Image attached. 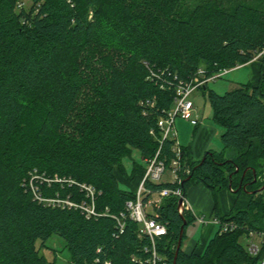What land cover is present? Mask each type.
Masks as SVG:
<instances>
[{
    "label": "trees",
    "instance_id": "1",
    "mask_svg": "<svg viewBox=\"0 0 264 264\" xmlns=\"http://www.w3.org/2000/svg\"><path fill=\"white\" fill-rule=\"evenodd\" d=\"M184 1L33 0L29 12H18L19 0H0V264H48L37 243L43 247L55 234L66 240L71 264H137L133 256L146 245L137 224L128 221L120 234L110 217L88 220L69 204L89 201L79 186L97 189L100 212L117 215L135 199L146 166L136 165L129 178L124 160L135 152L155 156L160 143L150 132L173 105V88L149 81V69L168 80H189L201 68L211 77L264 49L263 10L223 0L191 10ZM259 64L258 81L223 95L209 91L225 151L207 153L203 162L182 147V163L192 170L185 194L204 183L215 193L245 192L249 203L216 212L234 231L219 228L205 249L176 258L184 219L189 225L195 218H183L176 199L165 200L158 219L169 235L159 251L172 264H221L224 257L261 264L263 254L251 256L239 241L264 232V57ZM154 99L155 108L140 104ZM171 147L162 145L168 166ZM226 150L236 156L228 159ZM116 169L128 181L139 177L134 190L120 186Z\"/></svg>",
    "mask_w": 264,
    "mask_h": 264
},
{
    "label": "built area",
    "instance_id": "2",
    "mask_svg": "<svg viewBox=\"0 0 264 264\" xmlns=\"http://www.w3.org/2000/svg\"><path fill=\"white\" fill-rule=\"evenodd\" d=\"M264 57V49L256 54L255 60ZM149 69V65L145 64ZM238 65L233 69H224L220 72L207 77V72L201 68L189 80H177V77L171 75V79L165 76V73H159L149 69L148 80L159 85L162 90L173 88V105L171 109L164 110L157 118V129L152 130L150 134L160 143L159 149L154 157L145 161L146 172L144 178L136 191L134 200H129L125 204V209L117 215H114L107 208L104 212L98 211L96 198L97 195L91 189L87 190L86 195L89 201L83 204L69 203L71 206L80 209L88 220L99 219L101 217H110L116 221V227L120 234L126 230L127 222L132 221L138 226V236L146 241L143 247V255L133 256L137 264H172L159 251V243L169 235L167 223L158 219L159 210L165 204V200L173 198L177 200L178 212L181 216L191 215L198 219L201 224H213L219 226L222 232L234 231L236 225L230 222L223 223L219 218H213L210 223L206 217H199L182 188L186 179L192 175L191 168L184 162L182 163V147L178 146V135L176 128L177 119L184 120L190 125L196 127L201 124L197 116V107L193 100L195 93L202 91L208 86V83L215 82L228 75L231 71L242 68ZM142 107L155 108L156 100L142 101ZM144 116L149 117V110H144ZM172 142L171 152L175 155L168 166L166 159H161L162 145L164 142ZM170 172L171 179L164 180L165 175ZM149 184H165L172 187H165L159 191H154L148 187ZM181 201V205H180ZM251 240L248 252L251 256L257 257L263 254L261 264H264V232H251L248 235ZM96 260L95 264H98ZM111 264V262H106Z\"/></svg>",
    "mask_w": 264,
    "mask_h": 264
},
{
    "label": "rangeland",
    "instance_id": "3",
    "mask_svg": "<svg viewBox=\"0 0 264 264\" xmlns=\"http://www.w3.org/2000/svg\"><path fill=\"white\" fill-rule=\"evenodd\" d=\"M218 0H185V7L188 9H195L207 4H213ZM229 7L235 8L236 6L243 4L248 7L257 8L264 11V0H223ZM33 5V0H19L17 11L19 12L23 8L26 11H30ZM258 62L254 58L249 63L242 65L243 67L237 70L231 71L225 77L216 80L215 82L208 83V90L206 92H197L194 95V102L197 107V116L201 121V124L196 127L190 125L188 122L177 119L176 128L178 135V146L184 148H190L192 150V155L195 161H199L205 157L207 153H222L225 148L221 143V135L225 132V129L220 127L213 121L212 109L209 100V91L213 90L218 94H225L229 91L234 90L239 85L248 84L254 81V68L251 65ZM183 149V148H182ZM232 154L231 151L226 150ZM229 154V155H230ZM149 158H143L138 152L133 154L132 159L124 160V168L126 170L127 176L130 178L133 174V169L136 165L145 167V161ZM116 173L119 175L118 169ZM138 176L133 181H128L126 176L119 175L120 186L124 190H134ZM171 179V173L168 172L164 180L169 181ZM73 184V183H70ZM82 187H87L94 191L96 195L98 194L97 189L91 184L82 183L79 188L81 191H86ZM186 197L195 209L197 216L206 217L210 223L213 218H216V212L221 215H226L228 211L233 208H237L240 204L249 203V194L241 193L235 194L231 192L229 188H225L217 193L213 192L204 183H196L194 185H189L186 189ZM87 201H83V204ZM75 203V202H74ZM237 210V209H236ZM219 226L211 227L209 224L203 225L198 219L189 224L186 227V237L184 239L182 250L189 254L193 251L205 249L208 242L214 238L215 233L218 231ZM240 244L248 249L251 240L243 236L239 239ZM198 245H202L198 247ZM37 248L40 250V255L45 257L48 264H71V253L67 248L66 240L59 235H53L45 245L42 247V243L39 241L37 243ZM221 264H234L232 260L228 257H224Z\"/></svg>",
    "mask_w": 264,
    "mask_h": 264
},
{
    "label": "crops",
    "instance_id": "4",
    "mask_svg": "<svg viewBox=\"0 0 264 264\" xmlns=\"http://www.w3.org/2000/svg\"><path fill=\"white\" fill-rule=\"evenodd\" d=\"M248 65H251L253 68H254V71H253V74H254V81L253 82H255V81H258V79H259V74H260V64L258 63V62H255V63H252V64H248ZM199 127V126H198ZM229 151H231L232 152V154H230L228 151H227V153H226V157L228 158V159H233L235 156H236V153L235 152H233L232 150H229ZM230 154V155H229ZM194 159V158H193ZM195 160V159H194ZM202 160V159H201ZM200 161V160H199ZM247 204V203H246ZM246 204L244 205V204H240V206L239 207H237V208H235V209H233V208H231L229 211H228V213H230V212H232L233 210H236V209H244V208H246L247 206H246ZM227 213V214H228ZM211 227H215L216 225H213V224H209ZM198 247H201L202 248V245H198ZM190 254V253H189Z\"/></svg>",
    "mask_w": 264,
    "mask_h": 264
},
{
    "label": "water",
    "instance_id": "5",
    "mask_svg": "<svg viewBox=\"0 0 264 264\" xmlns=\"http://www.w3.org/2000/svg\"><path fill=\"white\" fill-rule=\"evenodd\" d=\"M206 160V157L203 159V162H205ZM231 178V177H230ZM191 180V177H189L185 182H188ZM264 191V186L260 189V192H263ZM250 194H255V193H250ZM180 205H181V201H180ZM184 218V217H183ZM188 223L186 222V220L184 219V226L182 227L181 229V236H180V240H179V243H178V246H177V251H176V258L177 256L179 255L180 251L182 250V242H183V238H184V234H185V228L187 227Z\"/></svg>",
    "mask_w": 264,
    "mask_h": 264
}]
</instances>
